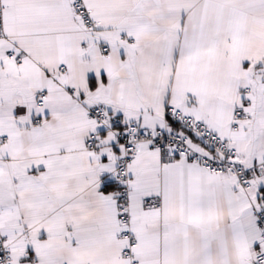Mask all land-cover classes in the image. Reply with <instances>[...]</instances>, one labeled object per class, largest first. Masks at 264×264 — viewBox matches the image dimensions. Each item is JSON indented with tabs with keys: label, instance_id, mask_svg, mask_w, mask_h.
Returning a JSON list of instances; mask_svg holds the SVG:
<instances>
[{
	"label": "crops",
	"instance_id": "obj_1",
	"mask_svg": "<svg viewBox=\"0 0 264 264\" xmlns=\"http://www.w3.org/2000/svg\"><path fill=\"white\" fill-rule=\"evenodd\" d=\"M84 3L96 31L69 0H1L0 229L10 263L128 264L129 248L134 264H264V175L249 172L245 188L186 154L167 163L142 142L119 179L112 127L176 131L209 154L167 113L181 110L244 168L264 162V0ZM95 105L112 128L91 117ZM233 109L251 114L232 119ZM147 197L162 207L144 209Z\"/></svg>",
	"mask_w": 264,
	"mask_h": 264
},
{
	"label": "built area",
	"instance_id": "obj_2",
	"mask_svg": "<svg viewBox=\"0 0 264 264\" xmlns=\"http://www.w3.org/2000/svg\"><path fill=\"white\" fill-rule=\"evenodd\" d=\"M70 9L77 14L83 24L84 28L90 31L98 29V20L93 15V12L86 7L84 0H69ZM4 35L3 19L1 15V0H0V36ZM111 52L108 46H103L100 49V56H107ZM12 53L7 52L6 56H11ZM14 61L21 63L19 56H14ZM46 96L44 92L38 93L39 100ZM91 117L96 122L105 125L108 129L115 127L117 144L123 148V156L121 157L118 166L115 169V176L119 179L126 177V167L130 160L135 158L139 152V146L142 142H150L154 147L160 151V159L167 163L173 162L179 154H186L189 158L200 165L206 167L211 173H219L226 171L230 175L239 179L243 187L247 188L250 185L249 172L255 176L264 175V162L256 163L252 168L246 169L235 160L236 152L228 147V145L216 134L212 133L208 124L202 122L197 118L184 114L181 110L168 109V114L172 121L182 125L191 133L198 135L206 145L211 149L207 155L201 154L190 147L184 139L172 130L152 131L144 127L134 124L121 125L118 119H113L112 127L108 125V116L104 109L95 105L90 110ZM249 111L242 109H233L231 118H247L250 116ZM95 136L89 139V145L95 147ZM125 194L122 193V198ZM264 201V193L262 195ZM143 206L146 210H159L162 207V200L158 197H147L143 200ZM256 223L261 230L264 239V212H256ZM120 238L126 239L128 235L125 232L120 233ZM122 256L128 259V264H134L131 260V252L129 248H123ZM258 262L264 261V251L256 254ZM0 264H11L8 257L7 239L0 229Z\"/></svg>",
	"mask_w": 264,
	"mask_h": 264
},
{
	"label": "trees",
	"instance_id": "obj_3",
	"mask_svg": "<svg viewBox=\"0 0 264 264\" xmlns=\"http://www.w3.org/2000/svg\"><path fill=\"white\" fill-rule=\"evenodd\" d=\"M109 185H112V186H111V187H112L111 189L114 188V184H109V183H108V185H105V186H104V190H109V187H110Z\"/></svg>",
	"mask_w": 264,
	"mask_h": 264
}]
</instances>
